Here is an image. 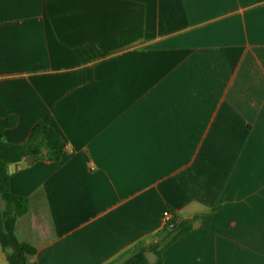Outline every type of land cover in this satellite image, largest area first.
I'll list each match as a JSON object with an SVG mask.
<instances>
[{"label":"crops","instance_id":"obj_1","mask_svg":"<svg viewBox=\"0 0 264 264\" xmlns=\"http://www.w3.org/2000/svg\"><path fill=\"white\" fill-rule=\"evenodd\" d=\"M10 115L66 142L10 173L37 264H121L165 210L199 218L162 264H264V0H0Z\"/></svg>","mask_w":264,"mask_h":264},{"label":"trees","instance_id":"obj_2","mask_svg":"<svg viewBox=\"0 0 264 264\" xmlns=\"http://www.w3.org/2000/svg\"><path fill=\"white\" fill-rule=\"evenodd\" d=\"M18 118L15 115L0 117V245L6 254L8 264H37L31 258L37 253L34 245L21 241L15 234L16 222L19 217L29 210L28 197L17 195L10 190V164H18L29 155L36 161L59 162L65 156L66 142L62 136L50 125L39 121L31 129L25 144H11L4 140V132L16 126ZM217 207L211 211L214 212ZM199 217L180 219L176 217L164 224L160 234L161 240L148 244H140L137 250L121 264H162L163 251L190 232ZM174 227H171L172 224ZM154 254L155 261L150 263L146 253Z\"/></svg>","mask_w":264,"mask_h":264},{"label":"water","instance_id":"obj_3","mask_svg":"<svg viewBox=\"0 0 264 264\" xmlns=\"http://www.w3.org/2000/svg\"><path fill=\"white\" fill-rule=\"evenodd\" d=\"M33 162H34V157L29 155V156L25 157L23 159V161L18 163V164H10L8 167V171H9V173H13L16 170H20V169H23L27 166H30ZM174 226H175V224L173 223L171 225V227H174Z\"/></svg>","mask_w":264,"mask_h":264},{"label":"built area","instance_id":"obj_4","mask_svg":"<svg viewBox=\"0 0 264 264\" xmlns=\"http://www.w3.org/2000/svg\"><path fill=\"white\" fill-rule=\"evenodd\" d=\"M176 218V214H174L171 210H165L162 215L163 224H167Z\"/></svg>","mask_w":264,"mask_h":264}]
</instances>
